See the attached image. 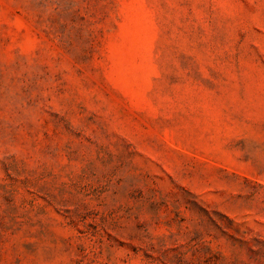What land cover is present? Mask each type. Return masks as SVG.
Masks as SVG:
<instances>
[{
  "label": "rangeland",
  "instance_id": "obj_1",
  "mask_svg": "<svg viewBox=\"0 0 264 264\" xmlns=\"http://www.w3.org/2000/svg\"><path fill=\"white\" fill-rule=\"evenodd\" d=\"M0 264H264V0H0Z\"/></svg>",
  "mask_w": 264,
  "mask_h": 264
}]
</instances>
